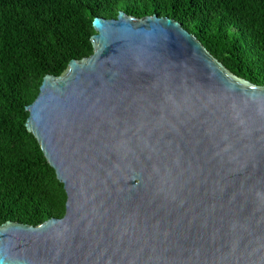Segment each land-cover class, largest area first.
I'll list each match as a JSON object with an SVG mask.
<instances>
[{"label": "water", "instance_id": "95a60500", "mask_svg": "<svg viewBox=\"0 0 264 264\" xmlns=\"http://www.w3.org/2000/svg\"><path fill=\"white\" fill-rule=\"evenodd\" d=\"M81 6L93 54L46 76L22 122L66 214L0 225V264H264V87L180 16Z\"/></svg>", "mask_w": 264, "mask_h": 264}, {"label": "trees", "instance_id": "16d2710c", "mask_svg": "<svg viewBox=\"0 0 264 264\" xmlns=\"http://www.w3.org/2000/svg\"><path fill=\"white\" fill-rule=\"evenodd\" d=\"M125 0H0V225L44 223L66 214L64 186L47 164L35 136L22 123L46 76L66 72V62L93 54L95 35L81 6L100 5L101 18H117ZM139 19L152 0H128ZM159 17L180 16L201 44L233 75L264 87V0H159Z\"/></svg>", "mask_w": 264, "mask_h": 264}]
</instances>
